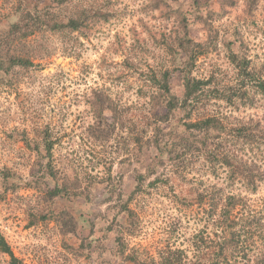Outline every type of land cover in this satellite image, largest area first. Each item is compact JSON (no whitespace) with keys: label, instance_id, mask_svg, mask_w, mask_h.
<instances>
[{"label":"trees","instance_id":"16d2710c","mask_svg":"<svg viewBox=\"0 0 264 264\" xmlns=\"http://www.w3.org/2000/svg\"><path fill=\"white\" fill-rule=\"evenodd\" d=\"M211 1L148 0L144 8L147 14H158L164 25L162 32L154 34L141 21V33L133 32L121 68L110 67L113 73L120 70V81L128 80L127 68L135 70L138 80L148 81L140 92L152 104L149 116L141 118L132 106L123 105L104 90H95L88 101L93 113L89 136L98 142L113 139L115 146L129 148L128 164L134 163V168L130 174L133 188L128 194L121 176L109 173L99 181L89 173L78 174L71 162L64 163L66 167L58 166L49 127L36 128L33 136L18 129L8 133L11 138L18 136L29 154L35 152L44 165L25 183L10 169H2L0 198L21 187L42 193L37 206L26 211L28 225L53 222L77 264H84L78 262V255L87 257V264H264V208L259 210L252 204L264 183V169L254 155L253 161L244 155L247 151L255 155L260 151L264 158V120L246 121L239 114L252 102V91L264 101V65L248 59L247 45L237 31L222 32L216 25V20L234 6V0H217L221 12H214ZM242 2L247 14L254 13L258 0ZM120 12L111 0H0V86L17 87L34 70L42 69L44 59L59 49L70 52L80 38H86L92 29L109 23ZM195 24L205 29L206 38L201 42L192 37ZM221 49L231 66L228 70L234 74L232 81L223 82L229 78L228 70L213 69V63L208 65V75H193L199 59ZM144 66L147 72L143 71ZM228 108L238 112L237 117L230 119L232 122L224 115ZM106 111H110V117ZM30 114L34 112L30 110ZM119 129L127 131L123 142L116 137ZM147 132L151 133L145 138ZM152 148L158 154L148 156ZM191 157L225 167L227 184L234 187L243 183L249 194L214 189L209 193L198 190L191 191V195H176L186 207L207 204L204 229L192 238L191 259L184 249L169 245L150 255L132 248L131 239L141 236L143 227L139 212L131 204L150 188L169 186L170 180L161 175L152 179V174L164 169L166 162L176 170H186ZM98 183L105 192L108 208L103 216L85 218L90 233L87 238L80 237L77 218L66 206L57 209L55 202L83 198L94 204ZM172 190L175 192L174 187ZM100 221L104 225L97 228ZM77 236L81 238L78 246L68 242V238ZM108 251L111 257L106 255ZM0 253L9 256L8 264H24L3 236ZM63 259V264L72 262L64 254Z\"/></svg>","mask_w":264,"mask_h":264},{"label":"rangeland","instance_id":"374dc122","mask_svg":"<svg viewBox=\"0 0 264 264\" xmlns=\"http://www.w3.org/2000/svg\"><path fill=\"white\" fill-rule=\"evenodd\" d=\"M111 1L116 9L121 10L117 17L109 23L96 26L86 38H80L70 52H62L59 49L44 59L42 69L34 70L33 77L26 78L17 87L6 89L0 86V171L10 169L22 183L31 180L34 174L40 172L44 162L35 152L31 156L18 136L11 138L8 133L18 129L29 131L33 136V130L49 127L55 141L54 157L58 166L66 167L64 163L71 162L80 172H77L78 174L86 172L99 181L109 173L116 177L121 176L124 191L127 194L131 192L133 184L130 174L134 163L128 164L126 151L129 148L124 150L122 144L115 146L113 139L98 142L89 136L93 113L88 101L95 90H104L123 105L132 106L135 114L141 118L149 116L152 104L149 98L142 97L140 92L147 86L148 81L145 83L142 79L138 80L133 72L135 70L128 68V80L120 81V70L113 73L111 68L120 69V65H123L121 62L127 56L124 51L133 41V32L141 33V21L148 24L154 34L162 32L164 25L160 18H157V13L154 12V16L147 14L144 7L148 0ZM234 2V6L229 7L221 18L216 20V25L222 32L237 31L247 45L248 59L256 65H264V0H258L257 8L251 15L245 11L242 0ZM211 8L214 12H221L217 0L211 1ZM191 34L198 42L206 38L205 29L201 24H195ZM145 35L144 33L142 36ZM212 63L213 69L217 68L218 71H227L231 67L225 51L221 49L219 52L209 53L205 59H199L193 75H208ZM143 71L147 72V66L143 67ZM228 72L229 78L225 77L223 82L233 80L232 70ZM177 91L180 92L178 87ZM250 100L251 104L243 108L244 112L239 113L241 117L246 121L258 118L264 120V101L260 94L252 91ZM139 109L141 112L136 113ZM30 110L34 114L29 115ZM106 115L110 117V111H106ZM224 115L232 122L230 119L237 117L238 112L228 108ZM150 133L147 132L144 137H148ZM116 137L123 142L127 138V131L117 130ZM32 145L37 147L36 143ZM38 145L41 146V143ZM118 148L120 150L116 153ZM256 153L255 155L247 151L244 155L249 161H253L254 155L264 169L263 152ZM157 154L156 148L148 152V156ZM112 157L115 158L111 159ZM187 163L189 165L186 170H176L166 162L164 169L160 168L152 174V179L161 175V178L170 180L169 186L150 188L131 204L132 208L139 212L143 227L141 236L131 239L132 248L150 255L169 245L172 248L184 249L191 259L194 256L192 238L195 233L204 229V209L207 204L200 206L195 203L186 207L176 199V195H191V191L198 190L209 193L214 189L242 196L249 194L243 183H237L234 187L227 184V170L220 164L210 165L196 157H191ZM173 174H176V178ZM1 187L0 178V191ZM97 187L94 204L83 198L58 199L55 202L57 209L66 206L77 218L80 237L87 238L90 233L85 218L103 216L108 208L105 192L99 183ZM41 194L21 187L16 192L10 191L4 198H0V238H5L16 257L24 264H63V254L69 256L70 261L72 259L71 263L64 264H77L73 254L63 245L64 241L58 235L53 222L41 223L35 227L28 225L26 211L37 206ZM252 204L259 210L264 208V183L253 197ZM102 225L103 221L96 223L97 228ZM80 237L68 238V242L78 246ZM90 254L94 256L92 251ZM106 255L111 257L110 251ZM78 257V262L88 263L84 255ZM8 259L7 254L0 253V264H8Z\"/></svg>","mask_w":264,"mask_h":264}]
</instances>
